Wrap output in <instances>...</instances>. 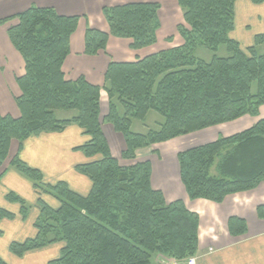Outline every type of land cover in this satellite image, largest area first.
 I'll list each match as a JSON object with an SVG mask.
<instances>
[{
  "label": "trees",
  "instance_id": "obj_1",
  "mask_svg": "<svg viewBox=\"0 0 264 264\" xmlns=\"http://www.w3.org/2000/svg\"><path fill=\"white\" fill-rule=\"evenodd\" d=\"M176 1L183 13V23L177 26L182 45L134 62L110 63L102 86L83 77L68 80L62 71L77 16L31 6L0 21L9 23L8 38L25 64L24 74L17 78L20 116L0 115V167L12 139L22 142L40 132H59L70 123L88 136L78 149L87 157L99 155L76 167L91 181L86 196L63 181L44 185L38 170L18 157L10 161L38 191L59 203L52 209L38 199V235L11 243L14 255L58 241L64 243L60 256L48 264H154V255L181 261L197 253L198 214L181 200L167 203L162 192L152 188L148 161L121 165L110 152L100 119L104 90L108 98L104 120L124 138L122 158L134 159L139 148L258 114L264 104V53L257 52L256 46L264 43V34L256 35L246 49L230 37L236 0ZM158 8L157 3L104 7L109 32L88 28L85 53L104 49L109 35L131 38L133 48L154 43ZM220 46L225 47L226 56L217 54ZM198 47L212 52L211 58L197 57ZM57 111L76 113L59 119ZM149 111L162 117L158 129L134 132L132 120L143 122ZM177 160L180 180L191 200L219 203L228 194L251 190L264 182V118L241 132L183 150ZM7 199L18 202L26 217L27 206L19 196L10 192ZM257 214L264 218V204L257 206ZM3 217L12 214L0 208ZM228 230L232 235L243 234L245 221L231 216ZM0 264L6 262L0 258Z\"/></svg>",
  "mask_w": 264,
  "mask_h": 264
},
{
  "label": "crops",
  "instance_id": "obj_2",
  "mask_svg": "<svg viewBox=\"0 0 264 264\" xmlns=\"http://www.w3.org/2000/svg\"><path fill=\"white\" fill-rule=\"evenodd\" d=\"M127 3L159 5L156 41L141 48H133L131 38L109 35L104 49L92 55L86 54L85 35L88 28L109 32L102 9ZM31 6L49 7L59 15L78 17L76 29L70 36L69 52L62 64V71L68 80L83 77L90 84L102 86L110 63L134 62L183 43L177 31V26L183 21V13L176 0H0V21ZM8 25L9 23L0 22V115L17 118L20 111L16 98L21 94L17 78L24 74L25 64L8 38ZM258 34H264V1L256 3L252 0H236L234 28L230 37L237 41L242 49H246L254 44V38ZM261 48L263 49L259 50ZM256 50L264 53V43L257 45ZM61 112L63 111L56 112V116ZM107 113V94L101 90V129L112 156L119 162L127 161L126 166L148 161L151 165L152 188L161 191L167 203L181 200L187 209L198 214V250L192 256L195 258V264H264V218L257 214V206L264 204V182H260L251 190L228 194L219 203L206 199L191 200L180 180L177 160V154L183 150L251 127L264 118V104L255 116L244 115L233 121L194 131L198 137L191 135L194 134L192 132L139 148L134 159L122 158L126 144L122 134L116 132L112 124L104 120ZM159 122L160 120L155 121L157 124ZM142 123L147 129L146 132L151 129L146 123V118ZM192 136L197 139L193 141ZM86 141L88 136L84 135L75 123L66 125L59 132H40L22 142L16 139L10 141L7 159L0 167V208L12 214L11 218H0V258L6 264H48L49 261L59 258L64 246L62 241H58L28 250L21 256H16L10 251L11 243H24L37 237L35 223L40 215L39 198L52 209L59 207L53 196L38 191L27 176L10 165V161L18 157L29 167L38 170L44 185L63 181L74 192L86 196L91 189V181L76 167L99 158V155L87 157L78 149ZM10 192L27 204L26 217H22L18 202L7 199ZM231 216L245 221L246 231L243 234L229 233L228 219ZM160 257L164 258L162 255ZM169 260L176 261L173 258Z\"/></svg>",
  "mask_w": 264,
  "mask_h": 264
},
{
  "label": "rangeland",
  "instance_id": "obj_3",
  "mask_svg": "<svg viewBox=\"0 0 264 264\" xmlns=\"http://www.w3.org/2000/svg\"><path fill=\"white\" fill-rule=\"evenodd\" d=\"M182 23H183V21H182ZM262 49L263 48H261L259 50H262ZM259 50H257V52H259ZM194 53H195V55L197 57L202 58L204 60H209L211 58V56H212V52L208 51L205 48H201V47H198L195 50ZM217 54L219 56H226L225 47L224 46H220L218 51H217ZM255 88H256V86H255V84H253L252 89L255 90ZM75 113H76L75 111H63V112L57 114V116L59 118H69V117L75 115ZM157 120H160V122H161L162 121V117L158 113H156L154 111H149V113H148V115L146 117V123L149 124V126H151L150 128L158 129V125H157V123H155V121H157ZM132 130L135 131V132H142L143 133V132H146L147 129H145V127H144L142 122L134 120L133 124H132ZM191 135H196L197 136V134H195V132H194V134H191ZM191 135L189 134V136H191ZM196 136H192L193 137L192 138L193 141H195L197 139L198 136L197 137ZM6 159L3 161L1 167L3 166L4 162L6 161ZM120 163H121V165H126L128 162L121 160ZM190 257H192V256H190ZM169 259L170 258H168V257L161 258L160 255H154L151 260H152V263H154V264H177L178 262H182V264H186V260H187V259H185V260H181V261H178V260L173 261V260H169Z\"/></svg>",
  "mask_w": 264,
  "mask_h": 264
},
{
  "label": "built area",
  "instance_id": "obj_4",
  "mask_svg": "<svg viewBox=\"0 0 264 264\" xmlns=\"http://www.w3.org/2000/svg\"><path fill=\"white\" fill-rule=\"evenodd\" d=\"M195 258L194 257H190L188 260H187V263L186 264H195Z\"/></svg>",
  "mask_w": 264,
  "mask_h": 264
}]
</instances>
